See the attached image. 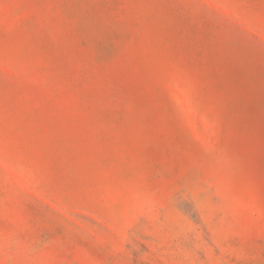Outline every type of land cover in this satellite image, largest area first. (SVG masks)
<instances>
[{
  "label": "rangeland",
  "instance_id": "obj_1",
  "mask_svg": "<svg viewBox=\"0 0 264 264\" xmlns=\"http://www.w3.org/2000/svg\"><path fill=\"white\" fill-rule=\"evenodd\" d=\"M0 264H264V0H0Z\"/></svg>",
  "mask_w": 264,
  "mask_h": 264
}]
</instances>
